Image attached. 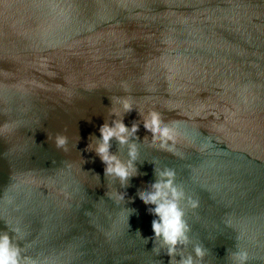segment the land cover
<instances>
[{
	"label": "water",
	"instance_id": "water-1",
	"mask_svg": "<svg viewBox=\"0 0 264 264\" xmlns=\"http://www.w3.org/2000/svg\"><path fill=\"white\" fill-rule=\"evenodd\" d=\"M152 111L173 151L143 127ZM121 118L123 182L95 151ZM165 168L186 194L171 261L138 195ZM5 231L35 264H264V0H0Z\"/></svg>",
	"mask_w": 264,
	"mask_h": 264
},
{
	"label": "clouds",
	"instance_id": "clouds-1",
	"mask_svg": "<svg viewBox=\"0 0 264 264\" xmlns=\"http://www.w3.org/2000/svg\"><path fill=\"white\" fill-rule=\"evenodd\" d=\"M125 112H131L132 106L127 99H121ZM143 127L152 134L153 144L159 142L161 148L167 151H173L168 141L173 140L172 130L164 125L159 113L152 111L143 118ZM140 125L136 122L131 124V133H137ZM100 142L96 146V153L104 163V171L106 174L115 175L120 180L126 181L130 175L129 168L132 167V161L136 158V145H129L130 160L125 163L119 157L110 151V141L115 138L121 145L128 143L129 127L125 125L123 119H113L112 123H103L100 128ZM58 148L66 144V138L57 135L55 140ZM158 179L151 184V191L138 193L139 199L145 205H153L149 211L154 217L151 221V228L154 233L150 238H162L164 244L168 246L166 255L170 257V261L177 254V246L188 242V226L183 219L184 211L179 206V201L186 198V194L182 187L175 184V171L165 168L157 172ZM193 208L198 206V201L187 198ZM148 238H146L147 241ZM194 251L197 257L202 258L204 250L199 246H195ZM235 255L239 259V264H245L248 259L247 252H236ZM35 264V262L27 255L21 253L20 245H14L8 232L5 231L0 235V264ZM178 264H194L191 254L184 257L181 256Z\"/></svg>",
	"mask_w": 264,
	"mask_h": 264
}]
</instances>
